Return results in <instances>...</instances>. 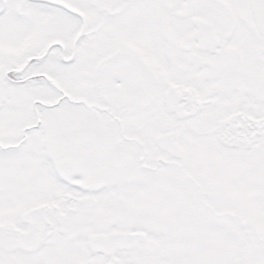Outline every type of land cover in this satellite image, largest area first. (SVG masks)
Wrapping results in <instances>:
<instances>
[{
  "label": "snow or ice",
  "instance_id": "obj_1",
  "mask_svg": "<svg viewBox=\"0 0 264 264\" xmlns=\"http://www.w3.org/2000/svg\"><path fill=\"white\" fill-rule=\"evenodd\" d=\"M0 264H264V0H0Z\"/></svg>",
  "mask_w": 264,
  "mask_h": 264
}]
</instances>
